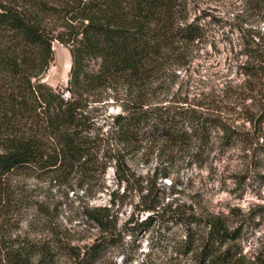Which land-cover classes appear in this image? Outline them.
Masks as SVG:
<instances>
[{
    "label": "trees",
    "instance_id": "obj_1",
    "mask_svg": "<svg viewBox=\"0 0 264 264\" xmlns=\"http://www.w3.org/2000/svg\"><path fill=\"white\" fill-rule=\"evenodd\" d=\"M208 1L214 0H0V217L10 199L5 180L14 173L52 175L85 194L112 163L118 183L128 184L134 174L126 157L132 153L171 163L189 152L201 162L212 131L222 133L220 145L230 143L233 127L220 113L173 99L152 101L155 89L168 88L173 66L205 37L201 21L207 15L196 13ZM55 19L60 22L54 25ZM54 41L70 54L66 93L43 82ZM245 55L242 74L264 88V51ZM110 98L120 108L116 115L105 110ZM162 171L161 179L170 177ZM151 196L149 190L142 202L149 215L139 229L168 213ZM172 212L184 237L178 251L192 264H242L232 248L239 227L217 216ZM85 215L102 236L116 231L110 208H85ZM2 237L3 264H55L62 245L54 237L35 243ZM107 239L90 248V257Z\"/></svg>",
    "mask_w": 264,
    "mask_h": 264
},
{
    "label": "rangeland",
    "instance_id": "obj_2",
    "mask_svg": "<svg viewBox=\"0 0 264 264\" xmlns=\"http://www.w3.org/2000/svg\"><path fill=\"white\" fill-rule=\"evenodd\" d=\"M196 14L207 15L201 21L205 37L173 66L168 88L155 89L152 101L173 99L202 113H220L232 124L230 143L220 145L222 133L212 131L201 162L189 152L177 154L171 163L142 150L132 153L126 157L134 174L128 184L118 183L112 163L85 194L68 190L52 175L14 173L5 180L10 199L0 217L2 238L35 243L54 237L62 244L55 264H192L190 255L178 251L184 237L171 222L175 210L221 217L230 228L239 227L233 252L244 258L242 264H264V88L240 70L245 53L263 54L264 0L203 2ZM52 48L43 82L66 93L70 54L56 41ZM105 110L110 115L120 112L111 98ZM163 168L169 172L167 179L160 178ZM149 190L168 213L139 229L149 215L141 211ZM98 207L110 208L116 222L111 236H102L85 215V208ZM102 237L110 239L90 257V248Z\"/></svg>",
    "mask_w": 264,
    "mask_h": 264
}]
</instances>
